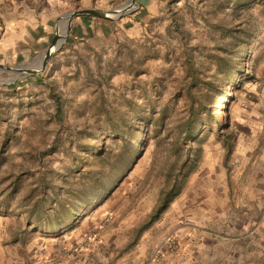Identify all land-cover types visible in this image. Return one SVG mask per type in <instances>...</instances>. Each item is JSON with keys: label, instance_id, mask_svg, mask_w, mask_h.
I'll use <instances>...</instances> for the list:
<instances>
[{"label": "rangeland", "instance_id": "1", "mask_svg": "<svg viewBox=\"0 0 264 264\" xmlns=\"http://www.w3.org/2000/svg\"><path fill=\"white\" fill-rule=\"evenodd\" d=\"M129 2L0 0L8 22L50 18L55 31L29 56L0 62V245H12V255L44 254L50 245L92 251L104 243L109 261L117 252L142 253L145 262L168 264L188 236L193 242L192 232L237 229L250 208L264 165V0H152L134 25L125 21L143 10L137 0L113 18H67ZM83 15L116 21L117 29L72 34ZM55 33L61 36L44 69L7 68H37ZM185 51L203 69L214 51L240 65L210 103L216 119L201 108L197 129L175 138L167 132L178 130L183 105L162 110L170 92L160 81L181 72ZM162 112L160 131L147 139L154 126L145 117ZM103 139L107 153L94 158ZM124 145L134 152L120 164ZM100 170L110 174L101 180Z\"/></svg>", "mask_w": 264, "mask_h": 264}, {"label": "crops", "instance_id": "2", "mask_svg": "<svg viewBox=\"0 0 264 264\" xmlns=\"http://www.w3.org/2000/svg\"><path fill=\"white\" fill-rule=\"evenodd\" d=\"M137 1L143 10L136 11L134 19L128 17L129 21L125 23L133 22L134 25L135 22H141L144 19V8L150 10L152 0ZM33 20L16 17L8 22L3 15L0 16V62L18 61L27 57L52 37L55 31L50 18ZM116 24L113 20L97 21L83 15L73 23L71 32L74 35L80 33L83 38H89L94 33L108 36L115 32ZM262 168L254 176V192L249 210L244 211L235 221L237 229L227 231L222 227L208 235H195L192 232L193 242H189L192 238L188 236L187 242L176 255L171 256L168 264H264V165ZM190 230L189 228L186 233L191 232ZM181 235L184 236V233ZM114 246L118 248V241ZM66 247L67 245H50L44 254L37 255V250H28L12 255V245L1 244L0 264H161L155 260L145 262L146 257H141L142 253L119 255L117 252L113 261H109L100 252L102 248L105 249L104 243H96L92 246V251L66 252ZM90 252L93 255L90 256Z\"/></svg>", "mask_w": 264, "mask_h": 264}, {"label": "trees", "instance_id": "3", "mask_svg": "<svg viewBox=\"0 0 264 264\" xmlns=\"http://www.w3.org/2000/svg\"><path fill=\"white\" fill-rule=\"evenodd\" d=\"M232 31H230L231 33ZM233 33H231L232 39ZM187 57L182 63L181 72L178 74L168 73L166 78H162L160 81V88L162 90H167L170 92L169 102L167 103L162 110H169L172 104L181 102L183 105V111L178 116V130L177 131H168L167 135L173 134V137L177 138L176 134L179 136H188L194 132L197 127L196 124L200 123L199 111L201 108H206L211 117L216 119L215 115L211 112L210 103L214 100H217L222 94L221 85L228 83L233 80L237 71L236 68L240 65L239 61H236L232 56L214 51L210 55V59L207 64V69H203L202 65L198 63L194 55L185 51ZM172 103V104H171ZM62 111L60 103L57 106V112ZM163 112L160 113V116L157 114H151L147 118V122L151 123L154 128L146 132L147 135L152 130L159 132L160 129L155 126L163 120ZM173 116V115H171ZM225 124H228V119L225 120ZM119 125L116 126V135L114 140H117L120 137L123 130ZM173 132V133H171ZM134 150L133 148L123 146V151L119 154H116L119 157V163H125L129 158H131ZM107 153L106 148V139H103V143L99 151L95 153L94 158L101 159ZM101 180H104L109 174L106 175V172L100 170Z\"/></svg>", "mask_w": 264, "mask_h": 264}, {"label": "water", "instance_id": "4", "mask_svg": "<svg viewBox=\"0 0 264 264\" xmlns=\"http://www.w3.org/2000/svg\"><path fill=\"white\" fill-rule=\"evenodd\" d=\"M137 2L136 0H130L129 3L121 6H117L115 8H112L110 10H99L95 8H86V9H81V10H76L73 12H70L67 14V17L69 19V24H71L72 19L74 16L79 15V14H93L99 17H104V18H113V15L115 14H122L127 10H130L131 7L136 5ZM70 26V25H69ZM68 26L67 32L70 31V28ZM61 34L55 33L52 43L49 45V47L45 51V57L41 65H39L37 68L35 67H27V66H20V65H14V66H9L7 68L13 70L14 72H21L23 74H31V73H36L39 72L40 70L44 69L47 65V62L50 60L52 53L54 51V46H56ZM2 65V64H0Z\"/></svg>", "mask_w": 264, "mask_h": 264}, {"label": "bare ground", "instance_id": "5", "mask_svg": "<svg viewBox=\"0 0 264 264\" xmlns=\"http://www.w3.org/2000/svg\"><path fill=\"white\" fill-rule=\"evenodd\" d=\"M67 18H68V17H67ZM67 18H66V19H67ZM67 20H68V19H67Z\"/></svg>", "mask_w": 264, "mask_h": 264}]
</instances>
